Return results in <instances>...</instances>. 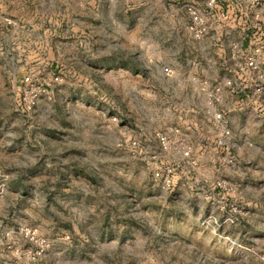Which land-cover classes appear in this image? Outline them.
Returning a JSON list of instances; mask_svg holds the SVG:
<instances>
[{
	"label": "rangeland",
	"instance_id": "374dc122",
	"mask_svg": "<svg viewBox=\"0 0 264 264\" xmlns=\"http://www.w3.org/2000/svg\"><path fill=\"white\" fill-rule=\"evenodd\" d=\"M204 1L0 0V264H264V96L251 77L233 86L230 58L259 7L237 0L238 20L223 21L216 4L195 41L184 7L206 14ZM29 72L59 83L20 113L13 83ZM226 80L221 93L237 97L212 107L224 138L200 83ZM193 123L206 159L187 168L171 152L163 192L153 135L177 129L189 147L180 131ZM127 137L145 158L115 148Z\"/></svg>",
	"mask_w": 264,
	"mask_h": 264
},
{
	"label": "built area",
	"instance_id": "2783aa9c",
	"mask_svg": "<svg viewBox=\"0 0 264 264\" xmlns=\"http://www.w3.org/2000/svg\"><path fill=\"white\" fill-rule=\"evenodd\" d=\"M238 1L242 3L249 1L250 5L259 7V14L254 16V20H258L259 18V24L251 26V31L249 35L246 36L245 44L240 41L239 43L231 45L230 58L233 61L232 66L234 73L239 81V83L236 84V88L238 90H240V88L242 89V83L246 82L247 77H251L252 85L250 87L253 93L264 96V72L260 67V57L264 54V0ZM216 3L217 0L204 1V8L207 10L206 14H203L192 5H186L184 7L188 20L185 25V30L195 41H200L204 38L206 33L205 15H210L211 12L216 10ZM227 17L228 16L225 12L219 14L220 20L225 21L227 20ZM243 45L246 47L243 48ZM161 72L166 77L172 75L169 67L161 68ZM248 81L251 83L250 80ZM58 83L59 76L57 74L43 76H35L30 72L23 74L18 83H13L16 108L20 113L31 112L39 98L44 97L48 99L51 90ZM230 85L231 82L229 80L224 81L221 87L212 86L209 88V85L205 81L200 83V91L207 99L208 107L211 109L209 114L210 118L219 129L220 135L224 138L228 137L230 133L226 120L219 111L214 110L212 107L220 102L221 88ZM109 121L111 123H116V118L112 117ZM177 134L178 130L175 129L169 133L156 132L153 135V139L156 142L163 164L160 162L161 164L159 166H155L152 169L151 177L163 192H168L173 187V167L169 159L171 152H174L178 156V161L185 167L192 168L196 165V161L192 157L190 148L182 141V139H174L172 137ZM225 144H227V142L221 140L217 145L223 147ZM115 148L118 150H124L133 160H140L141 158H145L146 155L139 140L135 137L118 139L115 143ZM148 158L152 160L155 156H150ZM222 161L228 164L231 163V160L228 158H222ZM213 186L214 189L225 192L229 189L228 183L222 180L215 182ZM228 207L229 212L233 214L238 213L234 206L229 205ZM231 213L226 214L225 221L232 220Z\"/></svg>",
	"mask_w": 264,
	"mask_h": 264
},
{
	"label": "crops",
	"instance_id": "0c3cea01",
	"mask_svg": "<svg viewBox=\"0 0 264 264\" xmlns=\"http://www.w3.org/2000/svg\"><path fill=\"white\" fill-rule=\"evenodd\" d=\"M56 1L61 4V3H64L66 0H56ZM216 4H217L218 9L221 12L224 11L226 14L227 13L228 14H232L234 18H236V19L238 18L239 14H237V12L239 10H238V2H237V0H217V3ZM56 36L59 37L60 36V33L59 32L58 33L56 32ZM243 41L245 43V40H243ZM55 44L60 45V41H55ZM237 83H239L238 80H233V86L234 87H236V84ZM226 94H228V92L223 91L221 93V97L223 99H226L227 102L228 101L229 102H232L233 99L237 97V96H231L229 94L230 97L227 98L228 95L226 96ZM239 96H241V95H239ZM222 98H221V100H222ZM219 104H220V102H219ZM206 111H210V109L209 108H206ZM209 114H210V112L207 115L210 116ZM236 114H237V116H239L238 113H236ZM184 127H185L184 125L181 126V131H180L181 132V136L186 140V143L190 145L189 148L191 150L192 157L195 158L196 161H198V163H199L200 159H202V158L203 159H206L205 158V155L207 154V152H206L207 151V148L206 147L204 148L205 149V152H203V154H199L198 151H197V149L199 150V146H196L197 143L195 141V139H197V138L195 136L193 138V136H192V135H194V132L192 131V129L194 130L195 124L194 123L193 124H190L191 130H189L188 128L186 130H184ZM183 132H185V133H183ZM192 138H193V140H192Z\"/></svg>",
	"mask_w": 264,
	"mask_h": 264
}]
</instances>
